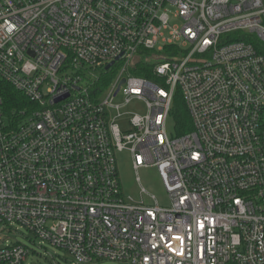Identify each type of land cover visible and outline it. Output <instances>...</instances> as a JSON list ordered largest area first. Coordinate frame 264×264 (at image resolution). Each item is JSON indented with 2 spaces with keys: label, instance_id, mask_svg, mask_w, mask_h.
Wrapping results in <instances>:
<instances>
[{
  "label": "built area",
  "instance_id": "1",
  "mask_svg": "<svg viewBox=\"0 0 264 264\" xmlns=\"http://www.w3.org/2000/svg\"><path fill=\"white\" fill-rule=\"evenodd\" d=\"M0 79L29 100L8 117L0 96V227L71 264H264V0H0ZM124 149L169 206L123 196ZM30 252L2 245L0 264Z\"/></svg>",
  "mask_w": 264,
  "mask_h": 264
},
{
  "label": "rangeland",
  "instance_id": "2",
  "mask_svg": "<svg viewBox=\"0 0 264 264\" xmlns=\"http://www.w3.org/2000/svg\"><path fill=\"white\" fill-rule=\"evenodd\" d=\"M173 23H178L173 20ZM102 75L98 72V76ZM116 102H122L123 96L119 94ZM121 117L116 118L122 131L129 127V117L134 113L143 114L146 111L145 103L140 99H133L124 109ZM167 131L170 134L175 132L172 123L167 122ZM116 166L119 175L121 191L124 197H132L136 202H143L145 205L169 206L170 199L164 188L160 174L155 166L133 167V158L128 149L115 152ZM144 189V191L142 190ZM154 196L155 199L152 197ZM0 246L16 242L23 243L32 248L22 264H71L74 260L72 255L63 248L57 247L50 242L35 236L33 233L19 225L11 227H0ZM94 264H117L108 260H100Z\"/></svg>",
  "mask_w": 264,
  "mask_h": 264
},
{
  "label": "trees",
  "instance_id": "3",
  "mask_svg": "<svg viewBox=\"0 0 264 264\" xmlns=\"http://www.w3.org/2000/svg\"><path fill=\"white\" fill-rule=\"evenodd\" d=\"M138 70V74L143 76H150V66L145 64ZM112 77V73L103 72L100 77L101 86H105L109 83ZM0 96L3 99V108L8 117H15L22 109L28 105L29 100L16 91L8 82L0 79ZM172 115L175 118L176 124L178 126V131L183 133L190 129V118L184 102L177 96L174 101V106L172 109Z\"/></svg>",
  "mask_w": 264,
  "mask_h": 264
},
{
  "label": "water",
  "instance_id": "4",
  "mask_svg": "<svg viewBox=\"0 0 264 264\" xmlns=\"http://www.w3.org/2000/svg\"><path fill=\"white\" fill-rule=\"evenodd\" d=\"M113 62L109 63L107 66H106V69H108L111 65H112ZM123 81V80H122Z\"/></svg>",
  "mask_w": 264,
  "mask_h": 264
}]
</instances>
